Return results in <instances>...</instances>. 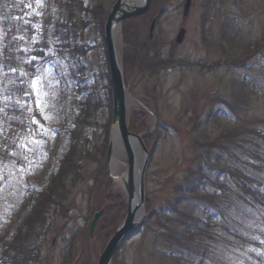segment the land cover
Segmentation results:
<instances>
[{
  "label": "trees",
  "instance_id": "trees-1",
  "mask_svg": "<svg viewBox=\"0 0 264 264\" xmlns=\"http://www.w3.org/2000/svg\"><path fill=\"white\" fill-rule=\"evenodd\" d=\"M31 1L0 0V176L5 181L9 171L11 175L19 161L15 155L21 142L26 141L35 121L40 120L33 84L45 76L46 66L52 61L51 51L62 54L67 62L68 83L72 88L82 73L85 58V50L80 46L83 32L87 29V23L81 17L85 11L83 1L54 0L58 14L48 40H41L37 17L30 15ZM103 5L105 2L97 0L88 11L91 24L101 37L107 15ZM167 5V0H152L145 16L123 22L125 80L137 73L136 67L154 78L174 69L199 72V69L215 70L225 64L226 82L222 83L225 89L222 85V90L218 87L217 92L214 91V102L218 109L211 105L202 121L181 126L182 129L190 128L191 132L188 129L185 133L190 140L186 143L182 163L181 181L184 184H178L174 201L167 203L169 208L158 210L154 207L153 210V200L146 198V217L136 233L139 235L144 231L142 233L146 235L154 230L155 237L151 245L145 246L147 257L144 262L264 264V33L256 31L248 37H239L236 41L238 48H234L233 52L228 46L229 52L234 54L230 59L222 57V64L217 62L208 67L191 64L183 59H175L170 54L171 50L162 56L158 35L155 33L152 39L146 36L141 41L139 29ZM208 9L209 6L205 12ZM204 18L208 21L207 14ZM231 21L226 20L223 33L227 35V29H233L230 34L234 39L239 29ZM201 29L203 43L208 47L209 38L204 32V23ZM223 43L228 44L229 41L224 40L221 45ZM101 79L108 83L106 66ZM106 91L105 107L109 115L99 145L89 150L90 143L86 139H79L85 132L97 128L86 120V110L92 106L96 110L98 106L99 102L95 101L97 94H85L78 103L80 108L76 124H72V127L68 125L69 130L64 134L63 153L56 168L46 176L42 189L32 191L25 208L29 212L16 231L0 244V264H40V237L46 220L53 208L63 203L60 198L65 194V189L80 182L79 173L83 163L97 165L90 178L94 182L90 190L114 187L105 168L112 118L108 84ZM144 116L146 114L142 111L131 113L129 132H146ZM153 137L145 138V144L150 143ZM20 192V188L15 192L6 189L7 195L12 197L9 209L14 213ZM100 197L91 215L100 211L103 203H107L109 206L101 216L105 226L125 216L126 203L121 192H103ZM74 241L75 237L62 250L60 260L64 264L71 261L69 246ZM89 241L86 238V242ZM226 241L231 243L230 246L225 245ZM126 243L119 246L113 264H122L118 260ZM84 264H90L89 260Z\"/></svg>",
  "mask_w": 264,
  "mask_h": 264
},
{
  "label": "rangeland",
  "instance_id": "rangeland-1",
  "mask_svg": "<svg viewBox=\"0 0 264 264\" xmlns=\"http://www.w3.org/2000/svg\"><path fill=\"white\" fill-rule=\"evenodd\" d=\"M82 1L85 11L82 12L81 17L87 23V29L82 35V45H80L82 50H85L82 73L78 75L76 85L72 88L68 83L67 62L61 56L62 54L51 51L52 61L46 66L45 76L33 85L40 120L35 121L30 135L19 146L15 155L19 158L14 169L15 172L13 171L11 176L9 171L6 181L4 177L0 176V244L9 234L16 231L24 216L29 212L25 208L32 191L36 188L42 189L46 176L56 168L63 153L64 134L69 130L68 125L72 127V124L73 126L76 124V116L80 108L78 103L81 102L83 95L96 93L95 101L99 102L96 110L93 106L86 110L87 123H92L97 128L79 136V139H86L90 143L89 150L93 146L99 145L102 129L107 123L109 114L105 104L108 83L101 79L106 66L105 50L103 40L94 25L91 24L88 12L97 3V0ZM100 1L105 2L103 6L107 11L116 0H113L112 3H110L112 0L110 2ZM170 1L167 0L168 5L162 7L163 9L160 8L157 13L159 22L155 33L158 35L157 41L161 43L160 51L162 50V53L160 52V55L162 56L169 53V49H171L175 59H183L191 64L207 67L217 62L222 64V57L230 59L234 54L229 52L228 46L230 50L233 49V52L234 48H238L236 46L239 37H248L256 31L264 33V0H244V2L241 0H193L187 18L182 16L184 0H173L172 4ZM207 6L209 9L205 12ZM29 11L30 15L37 17V29L41 40H48L51 27L57 20L58 14L54 0H32ZM205 13L208 16V21L204 20ZM234 16L237 18L234 19ZM227 19L232 20L231 22L238 26L239 30L234 35V39L230 34L233 29H227V35L223 33ZM202 23H204L206 37L209 38L208 47L202 40ZM150 24L151 22L148 21L140 26L141 41L148 36ZM180 29L186 30L183 43L177 46L174 44L171 47V42L174 43ZM148 38L152 39L153 37L148 36ZM224 40H228L229 43L221 45ZM115 44L121 54L122 49L125 48L123 41L117 39ZM121 58L123 67L122 54ZM134 69L137 73L127 77L128 86L126 87L134 99V101L128 102L127 116L129 117L132 112L141 113L140 106L142 105L147 116H144L147 130L143 134L148 135L154 132V137L150 143L146 144L148 150L153 151V156L145 177V196L153 200V210L154 207L158 210L169 208L167 203L174 201L178 184L181 186L184 184L181 181L184 169L182 163L186 143L190 140L185 133L191 129L187 127L182 129L181 126L197 120L202 121L211 105H215V109L219 108L214 102V91L218 87L221 89L222 85L225 89L222 84L226 82L225 64L215 70L199 69V72L196 70L176 71L174 69L163 72L154 78L145 70L137 67ZM155 87L157 89L154 90ZM150 113L154 114V122L149 117ZM109 128L111 130V125ZM141 157L138 155L139 161H141ZM118 159L126 163L124 156H120L119 150H116L115 160L119 161ZM96 168V164L83 163L79 173L80 182L65 189V194L60 198L63 203L54 207L49 214L45 229L40 237V264H64L60 260V255L64 247L68 246L74 237V244L69 246L71 261L66 264H84L88 260L90 264H96L106 238L115 231L113 228L116 229L121 225L124 217L118 220L119 223L107 226L100 217L93 233L90 234L94 219V215L91 213L97 207L103 192H121L126 205L128 204L126 190L120 184L124 174L122 164L113 166L112 162H109L108 170L110 176L115 180V187H108V190H90L94 185L90 178ZM18 188L21 189V192L15 207L16 213H14L9 209L12 197L7 195L6 189L15 192ZM145 203L146 200L144 201L146 213ZM25 204L23 209L22 206ZM108 206L107 203H103L100 207L102 212ZM97 213L98 211L95 212V215ZM125 214H127V208ZM172 219L171 215V221ZM142 232L144 231L125 244L118 262L122 264L163 263L144 262L147 257L145 246L151 245L155 234H153L154 230L149 231L146 235H143ZM85 234L86 236H84ZM86 238L90 239L88 243ZM224 243L228 246L231 244L229 241Z\"/></svg>",
  "mask_w": 264,
  "mask_h": 264
},
{
  "label": "water",
  "instance_id": "water-1",
  "mask_svg": "<svg viewBox=\"0 0 264 264\" xmlns=\"http://www.w3.org/2000/svg\"><path fill=\"white\" fill-rule=\"evenodd\" d=\"M150 1L117 0L115 5L110 9L105 24L104 44L113 103L107 162L111 161L113 164H116L113 150L117 147L123 149L127 165L122 175V187L126 190L128 204L126 217L108 240L98 257L97 264H111L120 243L135 232V229L142 223L144 218V178L148 166L149 153L143 143L142 137L129 133L127 128L128 102H132L134 99L130 96L129 90L124 86L121 58L116 51L114 41L116 36L120 41L118 34L121 22L125 19L143 15L148 10ZM190 5L191 0H185L183 16H187ZM184 34V30L179 31L176 43L182 42ZM152 121L154 122L153 117ZM138 155L142 156L141 161H139ZM100 215L101 212L94 216L90 234L93 233Z\"/></svg>",
  "mask_w": 264,
  "mask_h": 264
}]
</instances>
